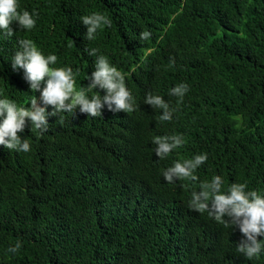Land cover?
Segmentation results:
<instances>
[{"label": "trees", "instance_id": "1", "mask_svg": "<svg viewBox=\"0 0 264 264\" xmlns=\"http://www.w3.org/2000/svg\"><path fill=\"white\" fill-rule=\"evenodd\" d=\"M36 27L0 30V98H30L10 52L31 39L53 67H71L86 87L98 49L125 75L135 111L50 116L41 134L20 133L27 153L0 145V264H264V251L237 252L244 237L189 208L200 184L221 176L264 195V0H19ZM102 13L111 27L87 40L81 17ZM151 37L141 40L140 33ZM189 91L178 103L169 95ZM29 86V89L27 88ZM160 95L171 121L145 103ZM53 109L49 107L48 111ZM183 146L156 156L155 136ZM207 153L197 181L168 183L163 171ZM264 240V236L258 237ZM17 242L19 250L10 252Z\"/></svg>", "mask_w": 264, "mask_h": 264}, {"label": "clouds", "instance_id": "2", "mask_svg": "<svg viewBox=\"0 0 264 264\" xmlns=\"http://www.w3.org/2000/svg\"><path fill=\"white\" fill-rule=\"evenodd\" d=\"M28 10H21L19 0H0V30L7 37L14 35L11 27L13 22H18L22 30H31L36 27V16ZM86 26V39H96L98 30L111 27L109 16L102 13H92L81 17ZM151 33L147 30L140 33L141 40H148ZM89 55L95 56V70L87 76L89 81L86 87L79 90L76 87V75L71 67H53L58 61L54 54L46 56L31 39H21L19 46L16 43L10 52L11 67L23 83L30 85L32 93L30 98L18 99L0 98V145L9 150L27 153L31 150L23 133L31 123V130H39L41 134L49 129V117L66 112L74 116L76 110L89 117L103 115L107 107L114 113L135 111V98L127 88L125 75L112 65L104 55L97 56L98 49L87 50ZM29 89V86L27 87ZM189 91V85L180 83L170 89L169 95L178 97V103L183 101ZM145 103L153 108L163 110L159 117L161 121H171L172 113L176 109L160 95L151 93ZM49 107L53 110L48 111ZM182 135L155 136L153 143L157 145L156 156L168 157L173 150L183 146ZM208 159L207 153L197 154L192 159L175 162L173 166L163 171L165 180L172 184L177 180L197 181L196 170ZM224 181L221 176H215L211 182L200 184L199 191L191 193L189 208L207 215L225 228H239L244 237L237 244V252L242 253L247 259L258 258L264 251V195L255 190H247V184L232 183L227 190H223ZM21 243L17 242L10 252L19 250Z\"/></svg>", "mask_w": 264, "mask_h": 264}]
</instances>
